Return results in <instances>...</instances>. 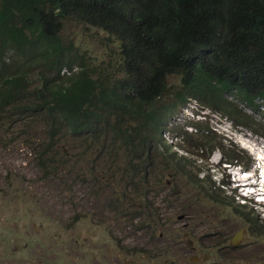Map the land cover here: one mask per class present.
I'll list each match as a JSON object with an SVG mask.
<instances>
[{
    "label": "rangeland",
    "instance_id": "obj_1",
    "mask_svg": "<svg viewBox=\"0 0 264 264\" xmlns=\"http://www.w3.org/2000/svg\"><path fill=\"white\" fill-rule=\"evenodd\" d=\"M63 35L95 62L114 51L104 31L81 22L66 21ZM245 110L256 131L183 106L162 139L185 166L160 145L144 165L138 141L68 135L57 171L40 168L60 154L43 121L0 118V264H264V191L248 195L264 173V113ZM191 124L237 158L196 151Z\"/></svg>",
    "mask_w": 264,
    "mask_h": 264
},
{
    "label": "trees",
    "instance_id": "obj_2",
    "mask_svg": "<svg viewBox=\"0 0 264 264\" xmlns=\"http://www.w3.org/2000/svg\"><path fill=\"white\" fill-rule=\"evenodd\" d=\"M66 21L104 31L114 51L95 62L63 35ZM190 102L257 130L245 109L264 113V0H0V118L43 121L58 152L68 135L110 134L138 141L144 165L160 145L185 166L162 134ZM191 126L196 151L237 158ZM59 153L40 168L57 171Z\"/></svg>",
    "mask_w": 264,
    "mask_h": 264
},
{
    "label": "bare ground",
    "instance_id": "obj_3",
    "mask_svg": "<svg viewBox=\"0 0 264 264\" xmlns=\"http://www.w3.org/2000/svg\"><path fill=\"white\" fill-rule=\"evenodd\" d=\"M247 163V162H246ZM249 164V162H248ZM237 166V165H236ZM239 169V168H238ZM256 171V170H255ZM260 171V170H258ZM249 175V174H248ZM246 176V175H245ZM256 177V176H255ZM252 187L253 189L249 192L248 195H252L254 196L257 193H261L262 191H264V173L263 175H261V173L257 174L256 177V181H253L252 179V183L249 185L248 188ZM244 194V193H243ZM247 195V194H246ZM262 199H259V201H261ZM256 204V203H255ZM256 212V211H255Z\"/></svg>",
    "mask_w": 264,
    "mask_h": 264
},
{
    "label": "clouds",
    "instance_id": "obj_4",
    "mask_svg": "<svg viewBox=\"0 0 264 264\" xmlns=\"http://www.w3.org/2000/svg\"><path fill=\"white\" fill-rule=\"evenodd\" d=\"M240 170H241V173L243 174V173H246V172H248V168H246L245 166L241 169V166H240V168H239Z\"/></svg>",
    "mask_w": 264,
    "mask_h": 264
}]
</instances>
